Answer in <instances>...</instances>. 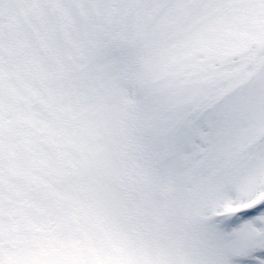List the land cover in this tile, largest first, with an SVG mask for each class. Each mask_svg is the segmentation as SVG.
Returning <instances> with one entry per match:
<instances>
[{"label":"snow or ice","instance_id":"1","mask_svg":"<svg viewBox=\"0 0 264 264\" xmlns=\"http://www.w3.org/2000/svg\"><path fill=\"white\" fill-rule=\"evenodd\" d=\"M0 264H264V0H0Z\"/></svg>","mask_w":264,"mask_h":264}]
</instances>
